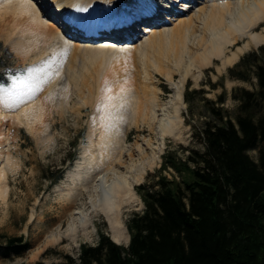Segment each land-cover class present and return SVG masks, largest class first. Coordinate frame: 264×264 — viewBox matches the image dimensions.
<instances>
[{
	"label": "rangeland",
	"instance_id": "rangeland-1",
	"mask_svg": "<svg viewBox=\"0 0 264 264\" xmlns=\"http://www.w3.org/2000/svg\"><path fill=\"white\" fill-rule=\"evenodd\" d=\"M228 1L232 2L233 6L238 2ZM108 2L112 9L130 11L128 17H119L117 20L115 18L122 26L109 34L116 38L120 35L119 37L126 38L127 41H131L133 37L132 41L137 48L126 52L107 51L105 55H108L109 62H105L106 66L100 64L102 59L87 64L84 54L75 52L77 50L66 54L61 59L62 62L57 63L55 58L51 68H47L45 73L34 74L32 82L39 84V90L28 94L34 101L32 103L40 105L42 109L41 122L28 128L0 118V147L7 145V154L13 162V168L8 175L9 194L5 199H0V236L23 237L31 244L30 250L22 257L0 259V264L58 262L66 254L76 258L82 245H96L101 235L113 240L105 218L97 215L92 218L94 226L89 229L90 234L79 233L73 241L67 238L57 243L49 241V236L58 227L61 226L62 232L67 228L66 219L62 218L66 201L61 199L60 194L67 184L72 186L68 177L75 173L84 161L83 156L89 146L91 130L98 129L107 119L104 106H107L108 111L121 109L125 113L126 117H123L122 126L118 129H122L123 134L127 135L126 142L130 145L140 144L145 158H154L151 167L146 166L144 178L135 186L136 190L161 168L166 152L170 151L178 157H183L188 155L189 150H203V145L194 135L195 127H199L206 117L202 108L203 98L192 96L191 112L184 100L187 87L190 91L204 90L205 98L215 100L223 91L219 85L220 78L226 75L227 70L237 64L241 57L260 47L251 44L248 50L239 54L235 63L223 67V62L228 57H232L238 48L249 42L248 37L235 36V43L226 47L222 59H213L209 63H205L203 59L190 62L183 81V102L180 103L174 97L172 83L182 80V70L188 65L187 59L191 58V51H196V46L190 42L191 34L197 33L196 35H200L202 41H205L209 37V30L199 25L200 23H195L196 18H188L185 27L175 29L168 38L158 34L161 36L145 46V37L140 38L141 36L135 33L136 29L151 26L156 22L163 23L159 19L162 16L161 7L158 5L153 11L144 12L139 10L140 0L128 3L118 0ZM215 12L214 9L213 13ZM54 22L57 23V20ZM37 25L31 23L26 15L15 13L11 5H6L4 0H0V41L14 54L16 67L24 70V74L19 75L21 77L26 75L28 68L45 66V61L55 57L54 52H46L51 46L49 32ZM263 29L264 22L259 23L252 32L261 33ZM73 32L78 34L75 30ZM91 34L95 35V32ZM28 36L32 39H28ZM187 49H190V54ZM57 68L59 75H52V78L47 79ZM72 72L77 73L75 82L72 80ZM46 79L47 82H43ZM13 81L9 87L0 88V103L7 100L11 94H24V89L13 88ZM211 84H216L217 87L213 89ZM164 87H167L169 93ZM235 87L250 89V86L243 82L224 80V88L229 96L226 108L229 110L235 108L230 99L231 91ZM62 90L69 91L67 97L61 95ZM124 95L129 97L126 107L116 108L110 103L120 101ZM153 101L158 107L167 106L171 109L172 105L176 104L180 109V134L176 138L166 136L161 147L160 138L144 114L147 104ZM95 119L101 122L97 123ZM34 126L39 129L36 127L35 130ZM257 154L252 152L251 156L256 159ZM75 155L78 158L73 160ZM60 173H65L64 178L57 183L53 182ZM165 175L172 178L174 173L166 172ZM136 194L139 200L126 209L127 212L123 215L126 228L131 216L144 209L140 196ZM126 238L125 236L121 242L116 243L126 246Z\"/></svg>",
	"mask_w": 264,
	"mask_h": 264
},
{
	"label": "trees",
	"instance_id": "trees-1",
	"mask_svg": "<svg viewBox=\"0 0 264 264\" xmlns=\"http://www.w3.org/2000/svg\"><path fill=\"white\" fill-rule=\"evenodd\" d=\"M23 74L0 41V88ZM226 79L250 86L232 89L233 110L226 108ZM219 85L215 100L204 90L184 92L191 112L192 96L203 98L206 117L194 130L203 150L183 157L166 152L161 168L136 188L144 209L127 223L128 246L101 235L96 245H82L76 258L36 264H264V45L241 57ZM30 248L23 237L0 236V259L22 257Z\"/></svg>",
	"mask_w": 264,
	"mask_h": 264
},
{
	"label": "bare ground",
	"instance_id": "bare-ground-1",
	"mask_svg": "<svg viewBox=\"0 0 264 264\" xmlns=\"http://www.w3.org/2000/svg\"><path fill=\"white\" fill-rule=\"evenodd\" d=\"M4 1L6 5H11L15 13L26 15L31 23H36L38 27L49 32L51 46L46 52H54L57 63L70 51L77 50L75 52L84 54V61L87 64L102 59L99 62L103 66L108 58V55H105L107 51L126 52L137 48L132 41L133 37L131 41H127L126 38L119 37L120 35L116 38L109 34L122 26L116 20L119 17H128L130 11L112 9L108 0ZM140 1L141 11H153L158 5L162 10V16L159 18L163 21L161 26L151 25L136 29L135 33H138L140 38L145 37V46L161 35L168 38L175 29L185 27L188 18H196L195 23H200L199 25L209 30V37L205 41H202L203 38L196 35L197 33L191 34L190 42L196 46L194 48L196 51H191V58L187 59L188 65L182 70V80L172 83L174 97L180 103L183 102V81L187 76L190 62L203 59L205 63H209L213 59H222L226 47L235 43V36L248 37L249 42L238 48L232 57H228L223 62V67L235 63L239 59V54L248 50L251 44L256 47L264 44V29L261 33L252 32L259 23L264 22V0H238L234 6L228 0ZM198 5L200 7H197ZM54 20H57V23ZM74 30L78 34H74ZM92 32H95V35H88ZM28 39L31 40L32 37L28 36ZM189 50L186 51L190 54ZM72 75L75 82L77 73L72 72ZM68 93L67 90L61 91L64 97H67ZM128 99L129 97L124 95L120 101L110 103L116 108L126 107ZM32 102L34 101L28 95L11 94L7 100L0 103V118L32 128L42 119L40 105ZM103 109L107 111V119L98 129L91 130L89 146L86 147L83 156L84 161L76 172L68 177L72 186L67 184L66 189L60 194L61 199L66 201L62 218L66 219L67 228L62 232L61 226L58 227L49 236L50 242L57 243L63 238L73 241L79 233L90 234L89 229L94 226L92 218L97 215L105 218L115 242H121L126 236L125 241L128 243L130 238L123 215L139 200L135 186L141 183L146 166L151 167L154 158L146 159L140 144L130 145L126 142L127 135L123 134L122 129H118L122 126L123 117H126L121 109L108 111L107 106ZM144 114L160 138V147L164 145L163 139L166 136L174 138L179 136L182 122L179 116L180 109L176 104L169 109L167 106L158 107L153 101L147 104ZM95 121L101 122L96 119ZM36 127L34 126L35 130ZM7 153V145L1 146L0 199H5L9 194L8 175L13 168V162Z\"/></svg>",
	"mask_w": 264,
	"mask_h": 264
},
{
	"label": "snow or ice",
	"instance_id": "snow-or-ice-1",
	"mask_svg": "<svg viewBox=\"0 0 264 264\" xmlns=\"http://www.w3.org/2000/svg\"><path fill=\"white\" fill-rule=\"evenodd\" d=\"M54 60H55V57H52V58H50V60L44 62L45 66H33V67L28 68L26 70L25 76H22V77L17 76L14 78L13 88L19 87V88L24 89L25 95L31 94L32 92H35V91H38L39 90V84L32 82L34 74L45 73L47 68H51ZM52 75H59V69L57 68L55 73L48 75L47 79L52 78ZM47 79L44 80L43 82H47Z\"/></svg>",
	"mask_w": 264,
	"mask_h": 264
},
{
	"label": "water",
	"instance_id": "water-1",
	"mask_svg": "<svg viewBox=\"0 0 264 264\" xmlns=\"http://www.w3.org/2000/svg\"><path fill=\"white\" fill-rule=\"evenodd\" d=\"M130 241V240H129ZM115 242V241H114ZM116 243V242H115ZM117 244H119V245H123L122 243H117ZM128 244H129V242H128ZM128 244L126 245V246H128Z\"/></svg>",
	"mask_w": 264,
	"mask_h": 264
}]
</instances>
